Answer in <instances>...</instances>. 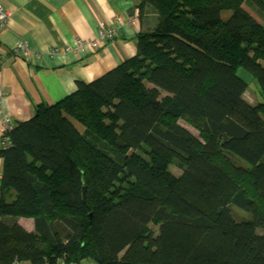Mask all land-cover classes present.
I'll use <instances>...</instances> for the list:
<instances>
[{
    "label": "trees",
    "instance_id": "1",
    "mask_svg": "<svg viewBox=\"0 0 264 264\" xmlns=\"http://www.w3.org/2000/svg\"><path fill=\"white\" fill-rule=\"evenodd\" d=\"M138 3L133 58L4 132L0 264H264V0Z\"/></svg>",
    "mask_w": 264,
    "mask_h": 264
},
{
    "label": "crops",
    "instance_id": "2",
    "mask_svg": "<svg viewBox=\"0 0 264 264\" xmlns=\"http://www.w3.org/2000/svg\"><path fill=\"white\" fill-rule=\"evenodd\" d=\"M0 4L9 11L6 24L0 25V151L6 148V120L13 126L27 122L38 105H55L79 85L94 82L133 58L137 36L147 26L139 18L138 0H0ZM244 8L263 21L257 10ZM93 41L99 43L96 50L87 46ZM18 44H26L30 55L17 54ZM2 173L0 158V180ZM17 222L28 232L34 230L33 219Z\"/></svg>",
    "mask_w": 264,
    "mask_h": 264
},
{
    "label": "rangeland",
    "instance_id": "3",
    "mask_svg": "<svg viewBox=\"0 0 264 264\" xmlns=\"http://www.w3.org/2000/svg\"><path fill=\"white\" fill-rule=\"evenodd\" d=\"M2 8L4 9V13L5 14H8V16H9V11L6 10L3 6H2ZM256 19L258 20V17ZM259 22L263 24V21L260 18H259ZM4 24H6V23H4ZM30 53H31V51L29 50L26 54H24V53H20V54H23L25 56H29ZM245 99L248 100L250 103H252V102H256V103L259 102L260 96H259V93H258V87H257V85H256L255 82H252L251 85L248 87V92L245 94ZM179 123H180L181 126H183L184 128H186L187 130H189L193 134H195L197 136L199 135L198 134V130L192 125V123H189L188 121L183 120V119H181L179 121ZM171 170L175 174L178 175L179 171L176 170L174 167L171 168Z\"/></svg>",
    "mask_w": 264,
    "mask_h": 264
},
{
    "label": "built area",
    "instance_id": "4",
    "mask_svg": "<svg viewBox=\"0 0 264 264\" xmlns=\"http://www.w3.org/2000/svg\"><path fill=\"white\" fill-rule=\"evenodd\" d=\"M8 19V14H5L4 13V9L2 8V6L0 5V25H3ZM109 34H111V32H109ZM87 46L91 49H97L98 46H99V43L98 41H93L92 44H87ZM29 47L26 45V44H18L15 48V52L18 54V53H24L26 54L28 51H29ZM3 93L2 91H0V99L2 97ZM4 125H5V130H11L13 129V124L11 123V121L9 120H6L4 122ZM14 264H19V263H14ZM69 264H79V263H69ZM82 264H88V263H82Z\"/></svg>",
    "mask_w": 264,
    "mask_h": 264
},
{
    "label": "water",
    "instance_id": "5",
    "mask_svg": "<svg viewBox=\"0 0 264 264\" xmlns=\"http://www.w3.org/2000/svg\"><path fill=\"white\" fill-rule=\"evenodd\" d=\"M236 77L239 78L246 85H249L252 82V80H253V76L250 73H248L243 68H240L237 71ZM85 193H86V187L83 188V197H84V199H85Z\"/></svg>",
    "mask_w": 264,
    "mask_h": 264
}]
</instances>
